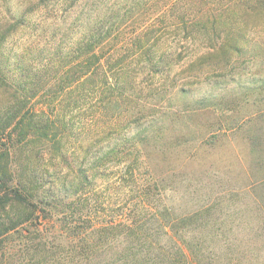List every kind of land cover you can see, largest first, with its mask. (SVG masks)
<instances>
[{"label":"trees","instance_id":"trees-1","mask_svg":"<svg viewBox=\"0 0 264 264\" xmlns=\"http://www.w3.org/2000/svg\"><path fill=\"white\" fill-rule=\"evenodd\" d=\"M261 23L264 0H0V264H242L194 252L189 226L213 236L203 226L215 205L189 215L144 195L125 217L92 189L46 185L67 170L96 186L110 164L180 142L174 120L189 102L223 100L196 96L202 85L264 63Z\"/></svg>","mask_w":264,"mask_h":264},{"label":"rangeland","instance_id":"rangeland-1","mask_svg":"<svg viewBox=\"0 0 264 264\" xmlns=\"http://www.w3.org/2000/svg\"><path fill=\"white\" fill-rule=\"evenodd\" d=\"M31 33L20 31L12 38V45L17 41L13 50L8 48L13 55L26 52ZM243 69L241 78L205 84L200 94L196 91V96L223 100L217 102L216 110L210 100L206 108L189 102L188 117L174 120V134L180 142L169 143L160 152L148 149L147 159L131 167L127 163L110 164L96 179V186L82 187L76 176L72 179L64 170L60 176L50 177L52 184L48 182L47 188L60 189L61 195H72L76 190L81 195L92 189L87 195L103 197L109 215L112 208L120 209L119 214L124 208L125 217L134 211L128 209L130 200L146 202L144 195H165L166 204L180 213L189 209V215L197 206L215 205L204 222L207 226H203L213 230L207 232L213 236L199 238L189 226V240L198 238L202 246L194 252L211 259L220 257L222 262L264 264V80L251 82L248 78L255 75L264 79V63H251ZM5 98L0 90V101ZM200 107L203 110L196 112Z\"/></svg>","mask_w":264,"mask_h":264},{"label":"clouds","instance_id":"clouds-1","mask_svg":"<svg viewBox=\"0 0 264 264\" xmlns=\"http://www.w3.org/2000/svg\"><path fill=\"white\" fill-rule=\"evenodd\" d=\"M255 36L259 41H264V23H261L256 29Z\"/></svg>","mask_w":264,"mask_h":264}]
</instances>
